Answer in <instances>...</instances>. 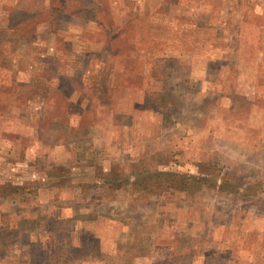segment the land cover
<instances>
[{"label": "rangeland", "instance_id": "1", "mask_svg": "<svg viewBox=\"0 0 264 264\" xmlns=\"http://www.w3.org/2000/svg\"><path fill=\"white\" fill-rule=\"evenodd\" d=\"M0 264H264V0H0Z\"/></svg>", "mask_w": 264, "mask_h": 264}]
</instances>
